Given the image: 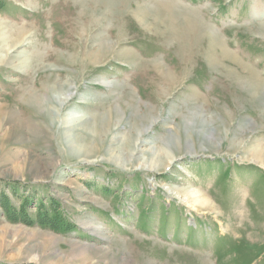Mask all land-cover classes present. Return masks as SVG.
<instances>
[{
	"label": "rangeland",
	"instance_id": "1",
	"mask_svg": "<svg viewBox=\"0 0 264 264\" xmlns=\"http://www.w3.org/2000/svg\"><path fill=\"white\" fill-rule=\"evenodd\" d=\"M0 23L29 35L0 65V264H264V0H0ZM56 85L74 95L52 125ZM138 126L156 168L130 156Z\"/></svg>",
	"mask_w": 264,
	"mask_h": 264
},
{
	"label": "bare ground",
	"instance_id": "2",
	"mask_svg": "<svg viewBox=\"0 0 264 264\" xmlns=\"http://www.w3.org/2000/svg\"><path fill=\"white\" fill-rule=\"evenodd\" d=\"M161 9H164V7H161ZM166 10H167V8H166ZM79 32H80V36L82 38L85 30L81 29V30H79ZM262 32L264 34V27L262 28ZM28 36L29 35L25 34V32L22 30V27L16 29L13 32H9V31L7 32L5 30V28H3V26L1 27V23H0V65L2 63H4L5 61L12 64L14 62L13 60H15V61L19 60L20 65H22V64L25 65L24 61L26 60V58L24 59V61L22 60V58L25 56V54L21 51H18V50H20V48H22L24 46L23 44H25ZM40 42H41V40H40ZM6 45H8V46H6ZM108 47H109L108 44L106 45V43H104V42L99 43L98 49H96L97 51L95 53H93V55H92L93 56L92 61H98L100 58L105 57L107 52L110 49V48L108 49ZM74 52H76V51H74ZM225 54H227V52H225ZM251 76H252V74H251ZM171 80H172V78L168 77V79H167L168 83H171V82H169ZM51 87H52L51 89H53L51 92V99H52L53 103L56 105V107L53 109V110H55V111H53L54 115L50 118V124L53 125V124H57L59 109L64 107L66 104H68L70 102V100L72 99V97L74 95V92H73V87H71V86H67L65 88L61 87L62 89H57L56 88L57 85L51 86ZM48 89H50V88H48ZM48 89H46L44 91H46V93H47ZM30 102H31V104H33L34 107L39 108L40 111H42L44 113H45V111L48 112V108H47V106L44 105V101L42 99H40L39 97H37L36 95L31 97ZM78 114L79 113L76 111H70V114L69 113L64 114L63 117L61 118V124L63 125L62 129H63V134L65 137V142H66L67 148L70 150V153L72 154V156H76L79 158L83 153L87 154V155H89V154L91 155L94 150L90 146H85L84 148H82V146H76L74 143L73 134L78 129V126L80 125V123L83 120L82 117L79 116ZM120 120H121L120 117L117 116V118L115 119L113 124H111V125H113L114 129H117L119 127ZM135 128L136 129H135L134 136L131 137V139H130L134 145V147H132L133 149L130 151V156L132 158H134V155L137 152L138 157H135V158H143V157L145 158L146 157L149 161V163L146 162L147 164H145V163L141 164V166L143 168H147V169L156 168L159 165L158 164V161L160 160L159 159V153H156V151L154 152L152 149H145L144 148V146H146L148 143L142 139V135H143L144 131H147V128H143V127H139V126L135 127ZM98 130L99 129H97L95 131V133H97V136H99V132H97ZM104 133H105V135L110 134L109 129H107L106 132L104 131ZM106 136H108V135H106ZM108 137L110 138L111 141H114L115 140L114 139L115 133L111 137L110 136H108ZM135 146H137L136 149H135ZM255 148L256 149H253L249 153V155L254 159L255 162L263 163L264 162V150L258 149L259 147L258 148L255 147ZM82 156H84V155H82ZM120 156H123V153H122L121 149L116 148V149L109 151L107 153V159L106 160L109 163H112V164L120 167V166L124 165V161L122 162V160L120 159L121 158ZM79 161H86V159H80ZM91 162L93 163V161H91ZM171 195H172V193H171ZM189 197H190V202L189 201L188 202L190 203L191 207H193L194 204H198V205H201L203 207L208 205L207 200L204 199L203 197H201L198 193L190 192ZM90 227L92 228L93 231H97V232L99 231L98 226H94L93 224H90ZM14 231L20 232L21 230H14ZM22 236H24V238L26 240H33L36 237L35 233H33V232L29 233L26 231H23ZM55 242H56L55 238H53L51 236H44L41 239V241L38 242L36 246H34L35 248L32 250H34L35 252L41 251V253H42L43 250H45V249L47 250L49 248H52V246L55 244ZM57 255L58 254L56 252L53 253V259L58 261L59 256H57ZM70 256L71 257H80V256L85 257V254H84V252L73 248L71 253H70Z\"/></svg>",
	"mask_w": 264,
	"mask_h": 264
}]
</instances>
